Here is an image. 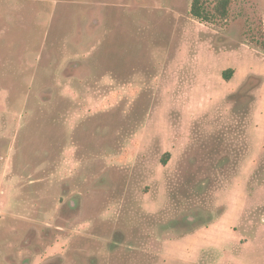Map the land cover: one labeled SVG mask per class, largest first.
I'll return each mask as SVG.
<instances>
[{
  "label": "rangeland",
  "instance_id": "rangeland-1",
  "mask_svg": "<svg viewBox=\"0 0 264 264\" xmlns=\"http://www.w3.org/2000/svg\"><path fill=\"white\" fill-rule=\"evenodd\" d=\"M190 5L0 0V264H264V0Z\"/></svg>",
  "mask_w": 264,
  "mask_h": 264
},
{
  "label": "trees",
  "instance_id": "trees-1",
  "mask_svg": "<svg viewBox=\"0 0 264 264\" xmlns=\"http://www.w3.org/2000/svg\"><path fill=\"white\" fill-rule=\"evenodd\" d=\"M213 2L209 8V2ZM232 0H191L189 13L192 17L205 22H211L215 19H225L228 15V10ZM232 68H227L222 72L224 80H229L232 75ZM165 154V158L168 157ZM165 158L162 160L165 163Z\"/></svg>",
  "mask_w": 264,
  "mask_h": 264
}]
</instances>
